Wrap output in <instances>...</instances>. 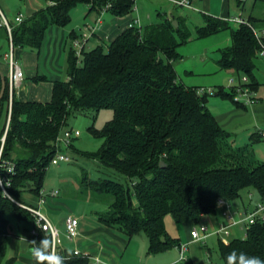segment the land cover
<instances>
[{
    "label": "trees",
    "instance_id": "1",
    "mask_svg": "<svg viewBox=\"0 0 264 264\" xmlns=\"http://www.w3.org/2000/svg\"><path fill=\"white\" fill-rule=\"evenodd\" d=\"M44 1V9L21 24H11L12 40L4 26H0V37L11 40L14 47L40 50L49 28L68 26L71 11L80 4L89 5L90 12L98 14L111 6L109 12L117 17L129 16L136 6V0ZM238 1L242 7L245 0ZM255 1L264 4V0ZM204 20L205 25L196 30L197 38L229 30L232 45L222 50L219 67L248 77L254 90L260 42L264 44V19L250 18L247 24L235 26L212 17ZM191 38L187 29L164 19L144 30L129 28L109 46L84 51L82 65L72 45L68 79L54 82L50 103L21 102L16 93L11 95L10 82H6L0 91L1 112L8 108L2 138L8 123L9 129L1 172L5 176L4 166L15 165L9 188L13 199L24 204L27 192L40 197L46 172L57 154L55 142L73 116L112 108L114 120L102 131L91 128L95 138L104 140L102 150L82 154L97 161L104 175L98 179L85 176L82 188L110 195L113 202L102 217L104 224L129 238L145 235L149 254L179 246L180 241L166 229L168 216L178 225L197 224L223 207L219 206L221 198L232 202L245 190H254L264 202V162L255 157L254 142L234 148L229 133L207 106L209 95H199L198 88L179 79L175 68L182 59L179 48ZM218 95L234 100V93L224 89ZM16 202L0 191V264H17L7 257L12 221L25 223L29 232L37 227L32 213ZM43 237L50 235L40 231L35 241ZM233 250L264 259V222L252 224L244 239L229 244L220 241L223 264ZM65 264H89V260L70 257Z\"/></svg>",
    "mask_w": 264,
    "mask_h": 264
},
{
    "label": "crops",
    "instance_id": "2",
    "mask_svg": "<svg viewBox=\"0 0 264 264\" xmlns=\"http://www.w3.org/2000/svg\"><path fill=\"white\" fill-rule=\"evenodd\" d=\"M22 1L24 2L25 9L24 11L20 10L13 17V22L15 23L18 15H23L24 20H27L47 6L44 0ZM238 2V0H223V8L220 12H214L219 18L208 15L213 14V0H194V9L192 10L197 11V8H203V11L208 13L203 14V25H205V16L223 21H227L229 18H235L230 17L232 6L240 11L239 17L245 20H249L250 18L264 19V8H261V10L258 9L256 13L254 12L257 3L254 2L251 13L245 17L243 13L245 12L244 5L246 0L242 7ZM86 6L88 10L79 26L72 25V27H69V24L66 27H50L40 50L14 47L11 40L0 37V91L6 82H10L11 62L9 56L13 51L15 60L23 70L27 80L30 81L24 86L22 91L16 94V98L21 102L50 103L53 95L54 82L65 80L63 78L65 70L67 71L68 79V62L73 42L87 35L88 27L96 26V22L101 15L96 12H90V6ZM0 8L7 18H9V15H12L9 5L5 0L0 4ZM105 14L103 16V24L97 28L91 41L86 45L88 47L92 45L90 50L101 45L109 46L126 32L131 24L140 21L139 19L132 18V15L117 17L111 12L110 15L105 16ZM159 17L160 20L158 22L151 23L146 27L158 24L166 19L172 22L177 21L179 27L187 29L188 17L186 14L170 16L166 13H160ZM76 29L80 30L79 34L84 32L85 35L78 37ZM218 62L217 66L219 70H222ZM176 65L175 68L177 71ZM229 74L234 77H240L232 71H229ZM37 78H46V81L38 83L35 81ZM254 82L256 88L253 91L256 94L254 95L253 93V96L257 98H252L250 104L229 99V102H223L222 107L217 109L213 106H211L212 109L209 108L208 104L207 106L220 125L229 133L230 143L234 148H245L254 142V155L259 161L264 162V139L261 136L264 130V56L261 55L256 60ZM188 87L202 88L201 86ZM231 92L232 90H229V93ZM256 196L258 198L257 202L261 203L262 198L260 195L256 193ZM254 197L255 195H251V198ZM22 202L30 207L41 208L52 225L59 229L63 240L62 252L65 256H69L73 251L79 250L89 257V264H96V258L101 260V264H208L207 260L212 259V248L216 242L222 241L225 244H229V242L220 240L218 236V241H216L217 239L213 237L215 235L211 236V239L208 238L210 240L209 242L208 240L206 243L194 242L192 239V231L196 229V223L187 222L178 225V229H175L174 234H172L175 236H172L170 231V233L168 232L173 238L180 241L179 246L156 255H151L149 254V239L145 235L129 238L119 230L106 226L102 220L105 214L101 215L96 210L72 209L69 197L63 198L59 194L56 198H47L45 203L40 205V197H34L31 193L27 192L23 194ZM68 209H71L72 212H69ZM244 209H246L245 211H250L246 207ZM69 216H74L79 219V237L75 241H69L66 235L65 220ZM202 220L208 222V225L214 229L215 223H212L215 220L210 218V215L204 216ZM31 241L30 232L26 230H24L21 236L11 235L8 240V259L13 258L18 264H35L30 254V248L32 247ZM199 243L202 244V247L195 248V245ZM183 244L187 245V250L182 258L179 247Z\"/></svg>",
    "mask_w": 264,
    "mask_h": 264
},
{
    "label": "rangeland",
    "instance_id": "3",
    "mask_svg": "<svg viewBox=\"0 0 264 264\" xmlns=\"http://www.w3.org/2000/svg\"><path fill=\"white\" fill-rule=\"evenodd\" d=\"M3 0H0V4ZM9 5L11 16L9 15V21L14 24L13 17L20 11H24L25 5L22 0H5ZM255 0H246L244 16L247 17L251 13ZM223 8V0H213L212 9L213 14H208L203 11V8H197V11L185 10L184 8L175 6L168 0H139L137 9L130 15L132 18L139 19L140 24L137 25L140 30L160 20L159 14L166 13L170 16H178L179 14L187 15V30L192 34V40L187 44L182 45L179 48V53L182 59L176 64L177 72L179 74L180 81L186 86H201L206 89H213L214 94L209 95L208 105L209 108H220L223 102H229V99L222 98L218 95L221 89L226 91L234 90L240 87L244 77H234L229 74V71L219 70L217 62L221 59L222 50L231 45V32L229 30L221 32L217 35L198 39L196 36V30L201 27L203 22V14H208L213 17L219 18L214 12H220ZM264 8V4L257 3L255 13L258 9ZM88 8L85 4H80L71 11L72 21L69 27L72 25H80L84 20L85 14ZM8 13V11H7ZM240 11L236 7L232 6L230 17H239ZM106 15H110V12H106ZM15 19V18H14ZM105 20V19H104ZM231 25L232 24L230 23ZM78 37L85 35V33L79 34L80 30L76 29ZM89 35V33H87ZM89 36H92L91 34ZM91 41V39L89 40ZM92 48L86 46L85 51H89ZM182 61V62H181ZM83 63V55L79 57V65ZM188 72V73H187ZM63 78L67 79V71H64ZM233 81V82H232ZM25 75V81L20 89L16 90V94L22 91L24 86L29 83ZM256 94L254 91L252 92ZM250 98L256 99L253 94ZM246 101L245 98H241L240 102ZM7 110L5 107L2 112L0 109V139L4 133L7 124ZM115 113L112 108L102 109L99 113L87 112L79 113L73 116L69 121L67 129L73 132H80V137L76 138L72 145L62 146V153L72 159L71 163H61L59 165H50L46 172V177L43 185V192L49 193L51 191H58L60 197L70 199V205L72 209H83L86 211L96 210L99 214L103 215L109 212L110 206L113 202V198L110 195H101L92 191H85L82 188V182L85 176L90 179H98L104 174L100 172L101 169L97 161L89 160L82 154H96L100 152L104 145L103 139L95 138L91 133V128L98 131H102L105 126L114 120ZM114 177V176H113ZM251 195H255L251 198ZM256 192L254 190H245L241 193V198L232 202H228L230 208L227 210V214H238L244 212L246 209L253 210L258 205ZM69 210V209H68ZM69 212H72L70 209ZM224 208L220 207L215 213L209 214L210 218L215 221L214 229L208 225V222L201 220L196 224V229L200 231L202 226L209 229L210 233L216 232L224 222H228L227 218L223 215ZM214 215V216H213ZM212 216V217H211ZM167 231L174 234L175 229H178V224L171 216L165 220ZM27 226L25 223H18L12 221V235L21 236ZM169 232V233H170ZM229 236L223 235L219 237L220 240L230 242L234 239L246 237V230L241 226L230 229ZM175 236V235H172ZM217 239V236H213ZM211 239V238H210ZM210 240H208L209 242ZM218 241V239L216 240ZM217 243V244H216ZM212 248L211 260H207L208 264H223L220 258L219 243L216 242ZM196 247H202V244H196ZM18 264V263H17Z\"/></svg>",
    "mask_w": 264,
    "mask_h": 264
},
{
    "label": "built area",
    "instance_id": "4",
    "mask_svg": "<svg viewBox=\"0 0 264 264\" xmlns=\"http://www.w3.org/2000/svg\"><path fill=\"white\" fill-rule=\"evenodd\" d=\"M168 1L172 2L177 7H181L184 9H190V10L194 9L193 7L194 0H168ZM138 2L139 0H136L135 10L137 9ZM110 9H111V6H107L103 10V12L101 13L100 17L98 18L96 22V26L88 27L87 30H88L89 35L91 34L93 36L97 28L103 24V16L106 12H109ZM23 22H24V16L21 14L18 15L16 17V23L21 24ZM227 22L235 24V25L247 24V20L243 19L242 17L229 18ZM139 24H140V21H136L135 23L130 25V28L138 27L137 25ZM0 26H4L7 28L11 36V40H12L11 23L1 8H0ZM89 35H85L82 39L80 40L78 39L73 42L72 45L74 49L76 50L78 57H81L83 55L87 43L92 38V36H89ZM260 44H261L260 55L264 56V44L262 42H260ZM9 57H10V62H11L10 63V68H11L10 89H11V95L13 96V94L16 93V90L20 89L23 86V83L25 81V74L23 70L21 69V67L19 66L18 62L15 60L13 51L11 52V55ZM249 85H250L249 78L244 77L240 87H237L236 89L232 90V92L234 93V99L236 100V102H240L241 98L246 99V101H244V103L246 104H250L252 102V98L250 97L253 94L252 93L253 90L251 89V87H249ZM214 92L215 91L213 89H206V88L197 89V93L201 96L211 95V94H214ZM11 110H12V102H11L10 113H11ZM9 122H10V119H9ZM8 129H9V123L7 126V131ZM7 131L1 141L2 147L0 150V191L3 193L4 197L9 198L10 200L16 202L9 193V188L12 183L11 176H14L16 174L15 165L13 163H9L4 166L5 167L4 169L6 170L5 176L2 175V172H1L2 154H3L4 145L6 142ZM80 135H81L80 132H73L70 129H65L61 133V135L58 137V139L55 142L57 154L52 161V165H59L61 163H71L72 162V159L70 157L62 153V146L65 145V146L70 147L72 145V142L76 138L80 137ZM261 136L264 139V130L262 131ZM58 195H59L58 191H51L49 193H45L42 191L40 195V205L45 203V200L47 198H56L58 197ZM16 203L19 206L31 212L32 215L36 219L37 227L32 229L30 232L32 241L35 240V238L39 235L40 231L49 234L50 237L52 233H55L56 239H57V252L60 255L65 257V261L69 259L70 257H81V258H86V259L89 258L87 255H84L79 250L73 251L70 257L65 256L62 252L63 240L61 237V233L58 228L52 225V223L50 222L46 214L42 211V209L39 207H30L26 204H22L19 202H16ZM219 206L225 207L223 215L224 217L227 218L228 222L227 223L224 222L221 225V227L214 233H210L209 229L204 226L200 228V231L197 229H194L192 231V239L194 242L206 243L208 238H210L213 235L218 236V237H221L223 235L229 236L230 234L229 231L231 228L241 226L243 229L247 230L256 221L264 222V202L259 203L252 211H244L238 214H229V215L226 212L228 208H230V206L228 202H226L225 199L221 198L219 200ZM65 225H66V235H67L68 240L75 241L79 237V219L74 216H69L65 220ZM179 248H180L181 257L183 258L187 250V245L183 244ZM95 261H96V264L102 263L101 260L98 258H96Z\"/></svg>",
    "mask_w": 264,
    "mask_h": 264
},
{
    "label": "clouds",
    "instance_id": "5",
    "mask_svg": "<svg viewBox=\"0 0 264 264\" xmlns=\"http://www.w3.org/2000/svg\"><path fill=\"white\" fill-rule=\"evenodd\" d=\"M30 243V254L35 264H65V257L57 252L55 233L50 238L43 237L38 243L35 240ZM226 264H264V259L233 250L227 255Z\"/></svg>",
    "mask_w": 264,
    "mask_h": 264
},
{
    "label": "water",
    "instance_id": "6",
    "mask_svg": "<svg viewBox=\"0 0 264 264\" xmlns=\"http://www.w3.org/2000/svg\"><path fill=\"white\" fill-rule=\"evenodd\" d=\"M173 24H174V26H175L176 28H179V25H178V22H177V21H174ZM161 167H162V168H165V167H166V165H165L164 162L161 163Z\"/></svg>",
    "mask_w": 264,
    "mask_h": 264
}]
</instances>
